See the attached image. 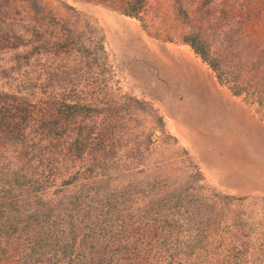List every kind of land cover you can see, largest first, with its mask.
<instances>
[{
  "label": "rangeland",
  "instance_id": "374dc122",
  "mask_svg": "<svg viewBox=\"0 0 264 264\" xmlns=\"http://www.w3.org/2000/svg\"><path fill=\"white\" fill-rule=\"evenodd\" d=\"M181 1L188 18L181 16L175 0H149L137 20L106 0H39L43 12L38 18L20 0H0V20L5 21L0 36L7 39L18 34L30 39L40 27L51 31L43 17H56L92 49L103 46L95 63L94 56L54 50L32 59L14 78L17 83L29 81L33 100L43 102L42 106L47 91L54 89L45 88L51 78L57 80L55 89L73 90L93 103L112 100L122 105L131 97L144 101L145 111L132 110L109 121L120 173L102 193L111 194L117 185L128 187L123 216L132 217L133 225L139 226L143 209L154 199V179L166 180L170 190L199 170L198 192L204 202L211 204L225 195L242 198L229 216H240L246 229L222 235L210 226L209 239L198 244L192 242L196 230L185 225L188 231L179 236L180 260L174 264H237L233 255L244 245L248 256L242 264H255L258 258L264 264V113L220 83L183 40L185 34L200 31L214 51L224 56L242 52L247 57L264 51V0ZM13 47L0 53L1 65L11 67L15 53H22ZM161 130L165 135L146 150V137ZM59 159L62 163L55 177L61 182L67 166L71 170L74 166ZM87 165H81L82 169ZM143 166L146 170L141 173ZM55 191L50 188L47 196L53 198ZM143 248L141 255L150 249ZM173 251L159 258L168 259ZM3 260L14 264L16 257L6 253ZM148 260L154 264L153 253Z\"/></svg>",
  "mask_w": 264,
  "mask_h": 264
},
{
  "label": "trees",
  "instance_id": "16d2710c",
  "mask_svg": "<svg viewBox=\"0 0 264 264\" xmlns=\"http://www.w3.org/2000/svg\"><path fill=\"white\" fill-rule=\"evenodd\" d=\"M20 1L35 18L42 14L39 0ZM106 1L123 15L141 20L149 0ZM178 10L188 18L182 6ZM43 18L51 31L40 27L30 39L18 34L7 39L0 36L3 55L12 46L23 50L15 53L11 67L0 64V264H5L6 253L16 257L14 264H150L152 253L154 264H174L180 260L178 244L183 230H196L192 242L198 244L209 239L210 226L222 235L235 234L238 229L245 232L240 216H229L231 207L242 198L220 196L216 200L220 207L215 201L204 202L198 192L199 170L185 184L170 190L166 180L154 179V199L143 209L139 226L133 225L132 217L123 216L129 188L117 185L111 194L102 193L120 173L109 121L132 110L145 111L148 105L132 97L122 105L112 100L108 104L104 100L89 102L73 90L55 89L54 78L45 85L54 89L47 91L43 106V102L34 101L29 81L17 83L14 78L32 59L54 50L59 54L76 51L87 58L94 56L95 63L96 55L104 51L103 46L92 49L75 37L66 21ZM38 21L42 24V19ZM2 23L5 21L0 20V27ZM8 25L10 28L11 23ZM183 40L220 83L264 113V51L247 57L242 52L224 56L214 51L200 31L185 34ZM164 135V130L151 132L145 140L146 150ZM60 157L74 169L67 166V175L58 182L55 175L62 163ZM145 170L143 166L139 171ZM52 187L56 195L49 198ZM143 245L150 248L145 255H141ZM244 246L233 255L237 264L247 260L248 247ZM171 250L168 259L159 258ZM258 259L255 264H261Z\"/></svg>",
  "mask_w": 264,
  "mask_h": 264
}]
</instances>
